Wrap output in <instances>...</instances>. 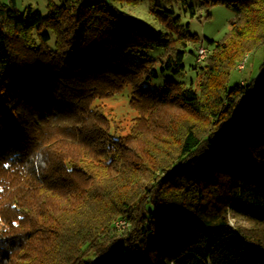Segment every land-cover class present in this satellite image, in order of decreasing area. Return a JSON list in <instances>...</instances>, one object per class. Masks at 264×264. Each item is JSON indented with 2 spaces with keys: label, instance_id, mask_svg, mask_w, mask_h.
<instances>
[{
  "label": "trees",
  "instance_id": "1",
  "mask_svg": "<svg viewBox=\"0 0 264 264\" xmlns=\"http://www.w3.org/2000/svg\"><path fill=\"white\" fill-rule=\"evenodd\" d=\"M220 1L235 19L194 65L198 87L150 88L157 65L179 73L202 45L174 3L209 17ZM153 12L168 31L106 0H49L47 14L0 1V264H264V233L229 222L264 227V56L229 81L264 54V0ZM126 86L138 114L121 135L101 103Z\"/></svg>",
  "mask_w": 264,
  "mask_h": 264
},
{
  "label": "rangeland",
  "instance_id": "2",
  "mask_svg": "<svg viewBox=\"0 0 264 264\" xmlns=\"http://www.w3.org/2000/svg\"><path fill=\"white\" fill-rule=\"evenodd\" d=\"M2 2H9V0H0ZM59 1V0H57ZM108 4L116 7H120L125 11L131 13L138 19L148 23L157 30L168 31V27L163 24L153 12L154 9L162 10L164 7H169L170 0H140L139 4H127L120 0H106ZM203 0H189L190 4L199 5ZM49 0H16V6L21 13H24L26 7L31 6L34 10H39L44 14L48 12ZM174 2V0H172ZM174 7L177 14H180L181 18L177 27L184 30L191 35H197L200 38V44L209 49L208 55L202 62L196 61V55L193 53H187L185 56V69L179 73H174L171 70H162L160 65H157L159 72L158 77L152 79L147 84L152 89L163 88L166 86L167 81H179L187 84H193L198 87L199 79L197 77V71L194 69L196 64H204L209 54L212 45L209 40L219 41L226 37L230 31L232 21L235 19V12L232 8L224 4L222 1L215 3L210 7L207 17V13L201 11L198 15L191 17L190 14L184 13L177 4L174 3ZM201 15V16H199ZM199 44V45H200ZM200 47V46H199ZM190 49L194 46L190 45ZM164 52L161 47H154L143 53V58H157ZM263 49H258L252 56H245L241 62H239L236 69L231 73L230 83L234 84L238 81H245L256 76L259 73L260 63L263 61ZM132 95V88L126 86L123 91L113 95L110 98L102 100L104 112L111 120L112 130H115L118 134L127 135L131 131V127L134 124L137 116L135 111L130 106V97ZM169 108V107H168ZM177 108L171 106L169 109L164 110V116H168L172 112H176ZM229 222L232 226L237 227L250 236H261L264 233V227L256 222L247 219L241 215H229ZM119 230L124 229L128 225L125 219H117L115 221ZM25 264V263H24ZM33 264V263H29Z\"/></svg>",
  "mask_w": 264,
  "mask_h": 264
},
{
  "label": "built area",
  "instance_id": "3",
  "mask_svg": "<svg viewBox=\"0 0 264 264\" xmlns=\"http://www.w3.org/2000/svg\"><path fill=\"white\" fill-rule=\"evenodd\" d=\"M209 49L207 47H205L204 45H201L197 51V55H196V61L202 62L204 60V58L208 55Z\"/></svg>",
  "mask_w": 264,
  "mask_h": 264
}]
</instances>
